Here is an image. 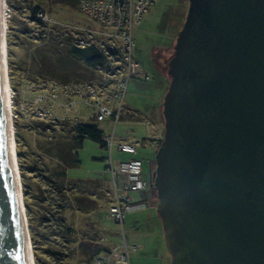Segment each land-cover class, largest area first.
Returning a JSON list of instances; mask_svg holds the SVG:
<instances>
[{
	"label": "water",
	"instance_id": "95a60500",
	"mask_svg": "<svg viewBox=\"0 0 264 264\" xmlns=\"http://www.w3.org/2000/svg\"><path fill=\"white\" fill-rule=\"evenodd\" d=\"M167 65L150 185L170 264H264V0H188ZM10 156L0 82V264H26Z\"/></svg>",
	"mask_w": 264,
	"mask_h": 264
},
{
	"label": "rangeland",
	"instance_id": "374dc122",
	"mask_svg": "<svg viewBox=\"0 0 264 264\" xmlns=\"http://www.w3.org/2000/svg\"><path fill=\"white\" fill-rule=\"evenodd\" d=\"M6 1L8 11L7 71L11 87L15 151L21 184L22 177H26V179L28 177L31 182L35 180L41 183L43 188H46V185L42 183L40 172L48 167L45 165L46 163L52 165L57 162L54 149L48 152L44 147V144L49 143L55 137L52 131L41 129L42 121L49 122L58 131L65 124L64 121L71 123L80 118L96 125L102 131L103 136L107 137L113 134L114 146L111 149L102 147L94 140L86 139L77 150L80 164L67 168L69 179L75 180L94 175H99L107 180L110 178L111 192L105 193L98 184L89 186L95 192L99 209L93 216V220L81 212L70 215L71 211L69 210L67 216L69 214L74 218L75 221L72 223L76 228L87 229L92 224L95 230L85 231L89 234L96 231L97 234L93 236L101 242L108 241L111 245L120 246L123 245L125 239L131 248L128 264H170L171 256L165 245L162 220L156 211L158 199L153 186L151 201L156 204L151 202L145 208L130 210L124 215L122 224L111 219L109 211L106 212L111 199H113L111 195L114 196L115 193L110 172L106 168V158L110 152L113 160L120 154L124 158L139 157L142 160L141 176L149 181V162L151 159L154 160V150L158 148L161 143L159 141L164 136L163 99L170 82L167 62L174 52L176 35L184 22L188 0H157L141 20L134 24L132 57L138 63L139 72L132 74L127 80L121 100L120 118L116 122L111 116H106L101 120L96 119L93 116V108L81 103L80 96L86 97V92L93 89V95H89L91 101L108 103L112 109H116L120 105V100L115 94L118 79L105 77L106 72L101 68H96L99 75L92 81L85 79L66 83L73 85L74 88L72 92L74 95L70 94V96L64 92V83L45 79L39 75L28 77L26 70H28L30 60L26 54L30 50V43L34 42L35 38L42 36L43 30H40L41 28L30 20V8H28L26 0ZM33 1L35 4L39 3L38 0ZM43 1V8L48 11L46 13L49 15L47 22L66 29L67 34L71 38L73 37L72 42L77 38L86 37V32H77L81 30L82 26L89 25L91 21L79 11L77 6L70 2L64 4L60 0ZM135 67H137L136 64ZM101 75H103L101 77L104 78L103 81L99 79ZM71 100L73 107L69 108ZM56 131H53L55 135H57ZM47 132L52 135L45 134ZM63 140H66V137H63ZM151 140H157L154 148L150 146ZM123 141L136 145V152L134 154L118 152L116 142ZM35 163V167H28ZM20 164L24 171L23 175ZM113 168L116 171L117 164L114 163ZM117 175L118 182H122L120 176L123 175L121 173H117ZM103 184L108 187L109 182L105 180ZM33 188L32 185V191ZM22 195L25 206L24 191ZM30 198L26 199L33 206V201ZM32 210L35 212L34 209ZM25 212L27 218L26 207ZM53 229L51 225L49 229L51 239L55 238ZM29 235L31 240L30 228ZM32 249L34 256L33 244ZM52 262L57 264L54 259Z\"/></svg>",
	"mask_w": 264,
	"mask_h": 264
},
{
	"label": "trees",
	"instance_id": "16d2710c",
	"mask_svg": "<svg viewBox=\"0 0 264 264\" xmlns=\"http://www.w3.org/2000/svg\"><path fill=\"white\" fill-rule=\"evenodd\" d=\"M38 1L39 3L35 4L33 0H26L28 8H30V20L36 23L41 28L40 30H43L42 36L35 38L34 42L30 43V50L26 54L30 60V65L27 68L28 70H26L28 77L39 75L42 78L55 80L58 83L64 84L85 79L92 81L93 78L99 75L97 74L96 67L106 63V53L94 43L85 46L75 44V42H72L73 37L71 38L67 34L66 29L55 26L54 24L52 25L46 20L36 17L39 10L48 12L43 8L42 3L44 1ZM60 1L64 4L70 2L77 6V0ZM48 25L52 26L48 27ZM99 77L101 78V76ZM64 122L65 124L58 131L49 122H41V129L44 131H52L55 137L49 143L44 144V147L48 152L54 149L55 155H50H54L57 158V162L52 165L46 163L45 165H48V167L40 172L42 183L46 185V188H43L41 183L35 180L31 182L28 177L27 179L26 177H22L28 226L34 247V261L35 264H54L52 262L54 259L57 264H96L95 259L98 256L102 257L112 249L111 243L108 241L101 242L99 239H96L93 236L97 234L96 231L90 234L86 232L87 230H95L92 224L87 229L76 228L72 223L75 220L69 214L74 215L81 212L87 218L91 217L93 220V216H95V213L99 209L97 207L98 201L95 192L89 186H96L98 184L101 189H104L105 193H109L112 190L110 189L111 185L109 184L108 187L104 186L103 181L108 180L103 179L101 176L99 177V175L75 180L69 179L67 176V168L80 164L77 150L83 145L86 139L94 140L102 147L108 148L109 146L106 141V136H103L102 131L96 125L85 122V120H81L80 118H77L71 123ZM53 131H56L57 135ZM45 134L52 135L48 132ZM63 137H66V140H63ZM113 146L114 143L111 148ZM109 158L111 159L112 166H114L111 152L106 158L107 170ZM131 158L141 160L137 157H129L124 160ZM20 166L23 175L22 164ZM35 166L36 163L28 167L33 168ZM120 179L124 182V175L120 176ZM32 185L34 187L33 191ZM153 188L150 185L144 190L132 191L131 203L137 204L144 202L146 205L142 208L149 206L153 202L151 201V190ZM111 196L113 199H111L110 205L114 201L113 194ZM29 197L33 201V206L26 199ZM153 204L155 205L156 202H153ZM109 207L107 210L105 209L106 212L109 211ZM68 210L71 212L67 216ZM92 213L93 215H90ZM111 219L113 218L111 217ZM51 225L54 228V239H51L49 236Z\"/></svg>",
	"mask_w": 264,
	"mask_h": 264
},
{
	"label": "built area",
	"instance_id": "2783aa9c",
	"mask_svg": "<svg viewBox=\"0 0 264 264\" xmlns=\"http://www.w3.org/2000/svg\"><path fill=\"white\" fill-rule=\"evenodd\" d=\"M156 2L157 0H77V8L90 19L91 23L82 26L80 31H76L77 33L86 32V37L77 38L74 41L75 44L80 46L90 43L96 44L107 55L106 63L96 68H101L102 71H105V77L118 79L115 94L120 100V105L116 109H112L108 103L91 101L89 95H93V89L86 92V97H78L82 99L81 103L83 102L93 108V116L96 119L101 120L106 116H111L116 122L120 118L121 100L123 99L127 80L132 74L139 72L138 63L132 57L134 48L132 29L134 24H137ZM36 17L47 20L49 15L45 11L39 10ZM135 64L137 67H135ZM103 79L100 78L102 81ZM64 88V92L68 96L74 91L73 85L70 84H65ZM72 107L73 102L71 100L69 108ZM106 141L109 148H111L114 143L113 135L107 136ZM116 145L120 151L127 153H135L137 149L135 145L128 142H118ZM108 163V170L111 175L113 190L115 191L114 201L109 207V214L116 222L122 224L123 217L127 212L133 209H140L146 205L144 202L131 203V192L144 190L150 183L141 176L142 162L139 159L131 158L121 161L116 171L110 158ZM117 173L124 175V182H118ZM123 242V245H115L106 255L98 256L95 259V263L128 264L131 248L125 239Z\"/></svg>",
	"mask_w": 264,
	"mask_h": 264
},
{
	"label": "bare ground",
	"instance_id": "6f19581e",
	"mask_svg": "<svg viewBox=\"0 0 264 264\" xmlns=\"http://www.w3.org/2000/svg\"><path fill=\"white\" fill-rule=\"evenodd\" d=\"M7 1L0 0V82L2 88L3 97V110L5 126L8 132V138L10 143V157H11V170L13 175V181L15 184L16 194L19 202V213L22 223V231L24 237L25 257L26 264H35L33 249L31 240L29 238V228L26 218L25 206L22 195V184L20 180V173L18 163L16 159L15 151V139H14V128H13V114H12V96L11 87L7 71Z\"/></svg>",
	"mask_w": 264,
	"mask_h": 264
},
{
	"label": "crops",
	"instance_id": "0c3cea01",
	"mask_svg": "<svg viewBox=\"0 0 264 264\" xmlns=\"http://www.w3.org/2000/svg\"><path fill=\"white\" fill-rule=\"evenodd\" d=\"M156 141L157 140H151V148H154L155 146L154 145H156ZM123 142H125V141H123ZM118 142H116V144H117ZM130 143V142H129ZM133 144V143H132ZM134 145V144H133ZM117 146V145H116ZM136 146V145H135ZM113 150V149H112ZM116 150L118 151V152H120L119 150H118V148L116 147ZM157 150V149H156ZM156 150H154V153H156ZM152 151V150H151ZM130 157V156H129ZM129 157H126V158H124L121 154L120 155H117L116 156V158H114V160H113V157H112V161H113V165H114V163L115 164H117V166H118V163L123 159H127V158H129ZM137 158H139V157H137ZM142 161V160H141ZM149 168H150V174H151V172L154 170V160H150V162H149ZM108 171V170H107ZM109 172V171H108ZM148 181V180H147ZM108 182H109V184H110V178H109V180H108ZM123 182V181H122ZM149 183H150V176H149V181H148ZM150 186V185H149ZM117 245V244H116ZM115 246V244H113L112 245V248ZM134 249H135V246H134Z\"/></svg>",
	"mask_w": 264,
	"mask_h": 264
}]
</instances>
